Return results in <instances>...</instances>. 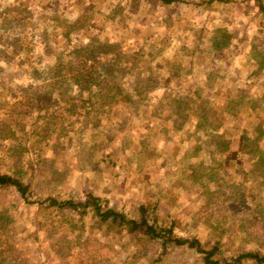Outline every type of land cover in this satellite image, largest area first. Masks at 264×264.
I'll return each mask as SVG.
<instances>
[{
	"label": "rangeland",
	"instance_id": "1",
	"mask_svg": "<svg viewBox=\"0 0 264 264\" xmlns=\"http://www.w3.org/2000/svg\"><path fill=\"white\" fill-rule=\"evenodd\" d=\"M89 65L105 84L96 109L70 76ZM253 146L264 152L262 0H0V172L28 186H0V264H206L187 244L162 251L49 205L88 194L129 217L144 206L175 234L216 243L215 258L264 254Z\"/></svg>",
	"mask_w": 264,
	"mask_h": 264
},
{
	"label": "trees",
	"instance_id": "2",
	"mask_svg": "<svg viewBox=\"0 0 264 264\" xmlns=\"http://www.w3.org/2000/svg\"><path fill=\"white\" fill-rule=\"evenodd\" d=\"M165 1H171V0H165ZM223 30L226 33L225 29ZM224 32H223V36H224L223 38L214 41L213 43L214 47H221L226 42L227 33L225 34ZM108 44L110 45V43L108 42H103L102 46L104 45L108 46ZM75 48H74L75 51L80 50V47H78L77 49ZM49 70L52 72V75L58 77V75H60L59 62L56 63V66L50 67ZM70 76H72L73 82L74 84L77 85L78 90L88 91L87 100L94 107V109H96L97 104H99L94 100L95 97H97L96 100H100V98L101 101L106 100L104 99V97L106 96L103 95L102 97H100L101 93L99 91L92 93L94 87L98 89L101 88L103 81L99 79L100 73H97L96 71H92L91 65L87 66L86 69H81L77 71V73H75L74 75L71 73ZM55 81H58V79ZM59 94L61 95L62 98L63 93L61 92ZM123 94H124L123 95L124 101H128V102L132 101L131 97L127 93H123ZM37 95L39 97L38 99L39 101H41L42 96L43 97L45 96V98L49 97L48 92L39 93ZM69 97L72 100V103L76 101L75 96H69ZM87 100L84 98L81 101L87 102ZM88 107H89L88 109H90V106ZM204 108H205L204 105L199 104L198 108L194 109V114L199 119L198 124H201V122H203L202 120H206L208 118ZM38 109H45V106L43 105L39 106ZM220 144H223V142ZM254 148L255 146L249 149L250 150L249 152L253 153L255 150ZM251 155H255L254 161L257 162V164H261L264 162L263 151H258L257 153L255 154L253 153ZM4 185H13L16 187V189H18V191L21 193L22 196H26L28 189V186L26 184H24L19 178L9 173L0 172V186H4ZM49 205H56L57 208H66L67 206L71 210H74L81 215L87 213L88 211H92L98 217L99 222L105 225L106 227L117 226L119 228L117 230L124 229L129 232H134V234L137 235L138 237H143L142 235H144L151 240H159V246L162 247L161 249L162 251H165L167 246L172 244H177V245L187 244L188 246L193 247L197 251L202 252L204 254L203 259L206 262V264H242L241 259L243 257H249L253 259L256 262V264H264V254L255 250L242 251L237 255H235L231 260L215 258L214 253L218 248L216 243L213 244L211 247L207 248L202 246V242L197 237H181L175 234L173 232L172 225L158 223L155 220H150L148 217H146L145 215L146 209L142 205H141L142 207L140 208L141 216H139V218L129 217L125 212L118 210L113 206H103V204L101 203V197L94 194H88L85 196V198L83 199L81 198L78 200H75L73 198L58 200L54 197H49ZM256 216H258L259 218H263L264 211L260 208H257Z\"/></svg>",
	"mask_w": 264,
	"mask_h": 264
},
{
	"label": "crops",
	"instance_id": "3",
	"mask_svg": "<svg viewBox=\"0 0 264 264\" xmlns=\"http://www.w3.org/2000/svg\"><path fill=\"white\" fill-rule=\"evenodd\" d=\"M240 1H242V0H240ZM246 1H248V0H246ZM249 1H253V0H249Z\"/></svg>",
	"mask_w": 264,
	"mask_h": 264
},
{
	"label": "built area",
	"instance_id": "4",
	"mask_svg": "<svg viewBox=\"0 0 264 264\" xmlns=\"http://www.w3.org/2000/svg\"><path fill=\"white\" fill-rule=\"evenodd\" d=\"M262 2L264 3V0H262Z\"/></svg>",
	"mask_w": 264,
	"mask_h": 264
}]
</instances>
